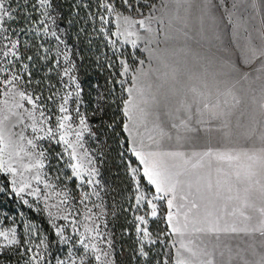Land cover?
Listing matches in <instances>:
<instances>
[{
	"label": "rangeland",
	"instance_id": "obj_1",
	"mask_svg": "<svg viewBox=\"0 0 264 264\" xmlns=\"http://www.w3.org/2000/svg\"><path fill=\"white\" fill-rule=\"evenodd\" d=\"M115 2L108 16L135 163L114 174L102 164L103 131L89 123L70 72L56 101L55 85L23 78L0 0L1 176L23 210L56 228L68 251L57 264H124L122 227L131 246L160 241L156 264H264V0ZM5 254L55 264V240L40 234L27 244L0 208ZM141 255L134 264H149Z\"/></svg>",
	"mask_w": 264,
	"mask_h": 264
},
{
	"label": "trees",
	"instance_id": "obj_2",
	"mask_svg": "<svg viewBox=\"0 0 264 264\" xmlns=\"http://www.w3.org/2000/svg\"><path fill=\"white\" fill-rule=\"evenodd\" d=\"M5 1L9 8L8 17L4 20L6 32L18 49L15 64H25L28 69L23 78L31 76L30 80L38 86L52 88L55 85L56 101V95L63 91V85L66 83L65 74L70 72L74 84L81 90L82 102L86 103L85 115L89 123L99 124L103 131L106 148L101 155L102 164L109 173L114 174L122 169V165L128 166V160L135 163L129 151L128 138L123 131L124 87L121 84L120 66L122 50L115 38L112 17L108 16L109 7L114 1L117 5V0H46L52 12L45 10V6L40 5L38 0ZM118 8L126 11L123 5ZM54 58L55 70L51 66ZM64 60L66 65L62 66ZM64 70H67V73L64 74ZM73 106L78 107L76 103ZM57 161L55 158V162ZM0 178L7 190L5 194L0 195V208L7 213L8 218L12 217L16 221L21 231V240L29 244L40 234L45 235L51 242L55 240L57 264L56 259L64 258L68 251L67 247L60 243L56 228L54 230L51 227L44 215H35L30 210H23L10 190L9 183L5 181L6 178L1 174ZM159 225L165 240L164 247H170L168 241L171 237L167 234L165 221H160ZM124 229L122 227L119 236V254L123 263L142 262V251L144 255L147 253L152 258L146 262L156 264L157 260L152 253L161 245L160 241L145 249L139 248L140 244L131 246L132 242L125 236ZM170 254L172 257V250ZM20 258L21 256L5 254L0 258V264H32L28 259ZM52 259L44 256L40 264H53Z\"/></svg>",
	"mask_w": 264,
	"mask_h": 264
},
{
	"label": "built area",
	"instance_id": "obj_3",
	"mask_svg": "<svg viewBox=\"0 0 264 264\" xmlns=\"http://www.w3.org/2000/svg\"><path fill=\"white\" fill-rule=\"evenodd\" d=\"M171 199H172V196H165V201L166 202H170L171 201ZM185 200L187 199V198H184ZM188 202H190V201H188ZM185 205L183 204V203H180L179 204V206H177L176 208H174V209H169L168 210V215H169V217H176V216H179L180 215V210L184 207Z\"/></svg>",
	"mask_w": 264,
	"mask_h": 264
},
{
	"label": "bare ground",
	"instance_id": "obj_4",
	"mask_svg": "<svg viewBox=\"0 0 264 264\" xmlns=\"http://www.w3.org/2000/svg\"><path fill=\"white\" fill-rule=\"evenodd\" d=\"M140 108V107H139Z\"/></svg>",
	"mask_w": 264,
	"mask_h": 264
}]
</instances>
